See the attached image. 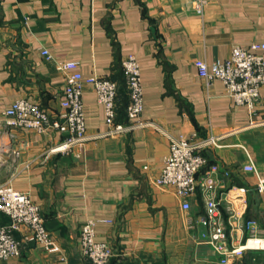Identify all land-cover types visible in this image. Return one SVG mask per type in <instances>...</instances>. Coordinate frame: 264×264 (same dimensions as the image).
Instances as JSON below:
<instances>
[{"label": "crops", "instance_id": "obj_1", "mask_svg": "<svg viewBox=\"0 0 264 264\" xmlns=\"http://www.w3.org/2000/svg\"><path fill=\"white\" fill-rule=\"evenodd\" d=\"M263 41L264 0H0V114L29 98L57 116L66 83L58 62L79 61L86 77L122 79V59L135 55L144 90L140 121L147 124L108 134L114 126L87 86L85 143L49 153L65 138L57 130L6 137L12 149L0 153V185L11 184L41 206L61 253L23 244L19 258L0 264H65L61 256L91 264L81 245L88 219L98 221L97 239L114 249L111 264H213L202 240L206 230L195 223L207 194L199 188L185 211L173 188L156 184L170 153L165 133L217 140L203 149L207 166L221 167L214 195L227 218L226 194L246 187V216L256 215L264 236V195L252 192L264 179V87L251 112L233 102L223 81L207 83L195 64L225 61L234 46ZM131 123L118 107L115 124ZM251 161L258 174L244 170ZM15 235L23 240V232ZM244 236L235 233L236 243Z\"/></svg>", "mask_w": 264, "mask_h": 264}, {"label": "built area", "instance_id": "obj_2", "mask_svg": "<svg viewBox=\"0 0 264 264\" xmlns=\"http://www.w3.org/2000/svg\"><path fill=\"white\" fill-rule=\"evenodd\" d=\"M42 54L46 59L52 58L46 48L42 50ZM195 64L199 75L207 83L217 79L223 81L227 95L236 105H244L251 112L255 111L264 87V41L254 42L250 48L234 46L230 57L225 61L209 65L206 61L197 60ZM57 68L65 75L66 80L60 114L53 117L36 100H14L0 114V153L12 149L10 142H5V138H14L16 130L35 131L39 134L57 130L65 135L64 140L49 153H69L75 146L85 143L89 139L83 100L87 86L94 89L98 103L105 107L108 123L114 126L108 134H118L147 125L140 121L144 111V90L140 64L135 55H127L122 59L130 96L127 116L132 123L128 125L115 124L119 91L117 81L103 76L86 77L82 73L80 62L75 60L60 61ZM165 134L170 139V153L164 159L156 184L173 188L185 211L191 210V199L199 188L207 194L205 213L195 220V223L205 228L202 240L212 248L218 257V264H230L232 257L240 256L248 250H264V236L260 232L258 221L246 216L247 188L233 187L226 194V218L221 209V202L214 195L218 186L215 175L221 172V167L211 164L199 177L208 165L203 149L216 144L217 140L207 137L193 141L186 136ZM193 136L196 137L197 134ZM244 170L258 174V169L252 161L244 166ZM258 191L264 195V179L260 180ZM0 212L10 219L6 224L0 222V262L19 258L23 244L29 243L40 245L47 253H61V248L45 225L41 206L28 193L16 189L11 184L0 185ZM97 224L96 219H88L82 226L83 254L91 264H111L114 249L110 243L97 239ZM239 231L245 236L236 243L235 233ZM16 232H23L22 241L16 238ZM61 257L65 264H69L64 256Z\"/></svg>", "mask_w": 264, "mask_h": 264}, {"label": "trees", "instance_id": "obj_3", "mask_svg": "<svg viewBox=\"0 0 264 264\" xmlns=\"http://www.w3.org/2000/svg\"><path fill=\"white\" fill-rule=\"evenodd\" d=\"M111 79L117 81L118 85H119V91H118V96H117V109L120 106H122L123 108L125 107L126 114H127V107H128L129 102H130V96H129V91H128V87L126 84V79L124 76L123 68H122V79H118L116 77H111ZM118 114H119V112H118ZM252 192L259 193L258 188H255ZM258 197L256 199L259 202ZM0 214L6 218V221H3L1 223L5 224V223H8L10 221V219L6 215H4L1 212H0ZM251 216H253V217H251ZM248 217L256 219V215H253L250 211L248 213ZM112 260H113V258H112ZM111 263H112V261H111Z\"/></svg>", "mask_w": 264, "mask_h": 264}, {"label": "rangeland", "instance_id": "obj_4", "mask_svg": "<svg viewBox=\"0 0 264 264\" xmlns=\"http://www.w3.org/2000/svg\"><path fill=\"white\" fill-rule=\"evenodd\" d=\"M211 251L215 256V260H212L213 264H218V257L212 248ZM230 264H264V250H248L240 256L232 257Z\"/></svg>", "mask_w": 264, "mask_h": 264}]
</instances>
